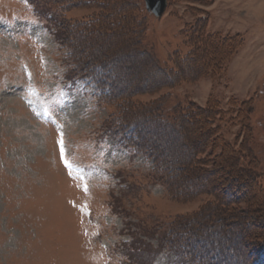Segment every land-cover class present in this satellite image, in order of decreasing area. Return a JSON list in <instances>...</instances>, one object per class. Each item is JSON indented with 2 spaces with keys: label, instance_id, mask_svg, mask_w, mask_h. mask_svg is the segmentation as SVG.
<instances>
[{
  "label": "rangeland",
  "instance_id": "obj_1",
  "mask_svg": "<svg viewBox=\"0 0 264 264\" xmlns=\"http://www.w3.org/2000/svg\"><path fill=\"white\" fill-rule=\"evenodd\" d=\"M143 2L0 0V264H195L171 240L227 190L217 264H264V0Z\"/></svg>",
  "mask_w": 264,
  "mask_h": 264
},
{
  "label": "trees",
  "instance_id": "obj_2",
  "mask_svg": "<svg viewBox=\"0 0 264 264\" xmlns=\"http://www.w3.org/2000/svg\"><path fill=\"white\" fill-rule=\"evenodd\" d=\"M107 1H108L109 5L111 7H113L115 13H117L119 11L120 12L123 11L124 14L127 15V17H129L132 14H134V13H132L133 10L137 11L139 9V7H142L141 2H143L144 0L143 1L141 0V2L135 0L136 3H134L133 0H128V2L131 1L132 6L131 5L130 6L129 5H127V6L124 5V3H122L123 2L122 0H107ZM33 2H35V0H31V3H33ZM144 3L145 2H143V4ZM130 21L133 22V19L130 18ZM76 69H80V67L77 65ZM178 72L179 71H177L176 74H178ZM177 77L178 76H176V78ZM106 82H108L107 79H106ZM150 117H153V116H150ZM152 119L153 120H151V122L156 123V122L160 121V123L163 126L167 125V122H165L164 120H160L159 119L158 121H156L154 118H152ZM133 126L131 125V127H133L132 130L134 129L136 131L137 125L135 124ZM170 129H172V127H170ZM139 133H140L139 135L135 134L134 138H132L131 140L129 139L127 146H129V148L131 149V153L132 154L133 153H143V152H145L147 157L153 158L154 159V164H155V169L157 171H159V173H160V171H162L163 168L162 169L160 168V164H159V161L157 159L158 157H154L152 154H150L149 151L148 152L145 151L146 150L145 149L146 145H144L145 147L141 145V144H143L141 142L144 141V140H143V138L140 139V136L144 137V134H141L140 131H139ZM161 163H163V162L161 161ZM186 171H188V170L186 169ZM184 175H186V173H184ZM187 177L185 176V178L187 180L186 183H185V186L193 184L192 180H193V182L196 181V180H194L195 179L194 177L193 178L189 177V176H187ZM230 188H231V185H228L227 189H230ZM228 191L229 190H227V193H228ZM197 192L199 193L200 191L197 190ZM227 193L225 192V194L223 196V198L225 200V201H223L224 202L223 205L225 206V210L229 207V205H232L234 202H236V199L229 198L227 196ZM232 193H234V192H232ZM225 210L218 209L219 214L221 213L220 214L221 217L220 218L215 217V219L217 220L216 224H214V222L211 223V221H209V222H207V223L205 222V224L201 225L200 228L195 227V225H197V223L196 224L195 223L191 224L190 227H189L188 233L189 232H190V234L193 233L192 236L190 234H179V233L177 234L176 233V236L173 237V239L171 240V243L172 242H177V240H180L181 244L185 243L186 249H187L186 253H189L188 256L186 255V258L188 260H190L192 263L195 262V264H217V263H220L221 261L224 262L225 259L226 260L228 259L227 250L230 247L229 243L232 242V240H231L230 242L226 243V241L224 239V238L228 237L229 234L226 235V233H225L226 228L223 225H225L224 223L231 222L229 218H232L231 215L230 216L226 215V217L224 216L225 215L224 213H227V211L225 212ZM209 223H211V224H209ZM192 226H194V227H192ZM202 228L205 229V230H209V232L206 231L205 233H202V230H203ZM172 231L176 232L175 229H173ZM166 235H167L166 236V241H170V235H172V234H169V236H168V234H166ZM206 243L209 244V247L203 248L204 246L207 245ZM212 246H213V248H212ZM134 247L135 248L130 247V248L126 249L127 253L129 251L130 258H133L135 252H137V251L142 249L141 242H136V245ZM261 249H263V252H264V247L261 248ZM193 255H195V256L201 255L202 258L199 256V257H197V260H195V259L193 260V258H192ZM126 257H127V255H126ZM141 258H142V262L140 264H150L149 262H150L151 259L150 260H146V258L145 259L143 257H141ZM135 259H137V258H135ZM135 259H133V260H135ZM130 260H132V259H130ZM253 263H254V261H253Z\"/></svg>",
  "mask_w": 264,
  "mask_h": 264
},
{
  "label": "snow or ice",
  "instance_id": "obj_3",
  "mask_svg": "<svg viewBox=\"0 0 264 264\" xmlns=\"http://www.w3.org/2000/svg\"><path fill=\"white\" fill-rule=\"evenodd\" d=\"M81 90H83V86H81ZM31 95H37L35 90H30ZM61 96H65L66 94L61 92ZM61 103L60 100H53V105ZM43 112L45 115H48L51 118V111H52V106L45 104H42ZM55 123V121L53 120ZM58 129L62 128V125H57ZM58 145L60 148V155H61V160L64 164V166L68 169V174L71 178L74 180L81 181L82 184L78 186H82L83 190L87 193L88 188L86 184V174L84 172V169L75 167L72 162L68 159H66V149L64 145V140H63V132L60 131V138L58 139ZM75 206V205H74ZM80 211L82 215H90V212L87 210L86 204L80 207ZM87 235V233H85Z\"/></svg>",
  "mask_w": 264,
  "mask_h": 264
},
{
  "label": "water",
  "instance_id": "obj_4",
  "mask_svg": "<svg viewBox=\"0 0 264 264\" xmlns=\"http://www.w3.org/2000/svg\"><path fill=\"white\" fill-rule=\"evenodd\" d=\"M148 12L156 17H161L168 7V0H144Z\"/></svg>",
  "mask_w": 264,
  "mask_h": 264
}]
</instances>
